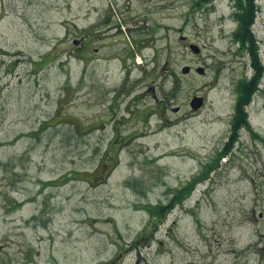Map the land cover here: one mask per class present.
<instances>
[{"label":"rangeland","instance_id":"374dc122","mask_svg":"<svg viewBox=\"0 0 264 264\" xmlns=\"http://www.w3.org/2000/svg\"><path fill=\"white\" fill-rule=\"evenodd\" d=\"M234 6L0 0V264H264V77L221 155L254 72Z\"/></svg>","mask_w":264,"mask_h":264},{"label":"trees","instance_id":"16d2710c","mask_svg":"<svg viewBox=\"0 0 264 264\" xmlns=\"http://www.w3.org/2000/svg\"><path fill=\"white\" fill-rule=\"evenodd\" d=\"M203 3L210 4L214 0H200ZM235 11L234 17L237 22V27L234 30L235 39L239 41L243 47L249 51L251 55V63L253 69V75L251 77H244L238 86V100L236 105V112L231 124V135L228 137L227 144L221 155H225L234 146L235 142L239 139V132L244 128L251 129L250 114L247 107L250 105L253 96L260 89V83L264 77V65L261 60L260 47L257 36L254 34L253 25L255 23L256 15L260 9V5L257 4L256 0H234ZM216 165V164H215ZM215 166L211 167L214 168ZM211 168L207 171L202 172V176L194 179L191 185L199 179L203 180L207 178ZM187 189V188H186ZM179 191L177 196L174 198L171 204H159L153 205L148 204L152 216H165L168 211L175 207L177 202H181L185 198V191ZM173 206V207H172ZM113 263V262H112ZM109 262V264H112Z\"/></svg>","mask_w":264,"mask_h":264},{"label":"water","instance_id":"95a60500","mask_svg":"<svg viewBox=\"0 0 264 264\" xmlns=\"http://www.w3.org/2000/svg\"><path fill=\"white\" fill-rule=\"evenodd\" d=\"M191 48L193 49L192 51H194L195 53H200L201 48L198 47V45L196 44H192ZM189 71H191V66H185L183 68V72L184 73H189ZM196 72H198L199 74H205L206 70L203 66H199L196 68ZM204 103V98L203 97H199V96H195L193 97V99L191 100V106L193 109H198L201 107V105H203ZM176 110H178V108H176Z\"/></svg>","mask_w":264,"mask_h":264}]
</instances>
